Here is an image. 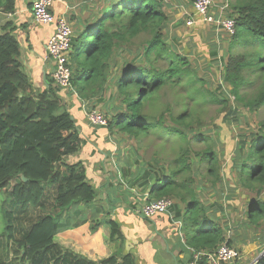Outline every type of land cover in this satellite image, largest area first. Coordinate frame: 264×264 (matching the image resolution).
<instances>
[{
	"label": "trees",
	"instance_id": "trees-1",
	"mask_svg": "<svg viewBox=\"0 0 264 264\" xmlns=\"http://www.w3.org/2000/svg\"><path fill=\"white\" fill-rule=\"evenodd\" d=\"M185 1L191 8L195 0ZM228 5L235 33L229 35L225 55L217 57L216 47L207 49L201 40V51L217 58L214 62L228 91L220 85L209 88L200 66L192 64L193 48L177 45L176 35L168 42L165 29L172 21L171 6L164 0H97L95 11L85 7V17L71 25L69 99L63 94L66 88L53 84L51 71L41 84L31 80L13 28L8 23L0 26V190L13 207L3 210L5 236L16 244L20 264H134L131 254L93 261L54 242L61 212L78 203L89 204L97 195L82 164L63 161L81 141L72 106L86 102L88 110L95 108L107 99V88L113 92L102 109L107 124L100 127L113 137L115 133L126 137L115 141L117 151L108 155L114 166L107 185L114 187L117 177L120 185V178H125L127 195L136 200L130 203L170 198V213L175 211L181 219L183 215L182 228L192 232L185 245L190 253L187 264L194 251L211 252L221 244L241 253L240 244L257 236L264 247V119L249 139L240 137L236 142L234 131L227 133L232 123H238L237 104L251 111L264 106V0H228ZM14 8L15 0H5L1 6L5 13ZM241 35L242 48L233 49ZM192 37V44L200 42L197 33ZM253 86L254 93L247 95L244 90ZM208 103L215 104L220 114L211 119L216 136H229L226 154L237 147L228 159L215 148L212 129H202L206 121L199 107ZM127 141L134 143L120 152ZM226 178L233 179L235 188L249 190L244 222L230 223L231 207L229 223H219L202 200L205 190L225 184ZM136 189L143 194L137 197ZM231 200L228 205L236 204ZM217 206L226 207L222 202ZM107 222L113 239L117 225L112 219ZM0 264L7 263L0 260ZM255 264H264V255Z\"/></svg>",
	"mask_w": 264,
	"mask_h": 264
},
{
	"label": "crops",
	"instance_id": "crops-1",
	"mask_svg": "<svg viewBox=\"0 0 264 264\" xmlns=\"http://www.w3.org/2000/svg\"><path fill=\"white\" fill-rule=\"evenodd\" d=\"M4 1L0 0V26L6 23L11 25L12 34L20 43L22 65V56L28 63V71L23 66L25 72L31 80L41 84L47 72L51 71L44 43L53 32L54 24L36 23L33 20L31 10L33 0H15L14 11L9 13L1 10ZM75 6L68 0H54L52 12L55 15L66 14L74 24L81 17V14L75 12ZM23 46L25 52L22 51ZM39 46L42 52L39 51ZM72 107L81 141L77 151L65 156L63 161L67 165L82 164L88 181L97 188V195L89 204L78 203L66 210L67 220H58V229L54 235L55 244L93 261L131 254L134 264H187L190 253L185 245L188 244L181 238L179 231L173 236L170 230L173 229V225L178 229L182 228L181 216H177L173 211L170 214L144 218L138 212L142 205L141 200L138 199L137 204L130 203L136 200L127 195L129 189L125 178H120L119 185L117 177L114 187L108 186L107 183L112 177L110 171L114 166V163L108 160V155L117 151L114 150L116 142L113 135L103 127L91 126L88 123L85 116L86 105L83 106L82 103L81 106ZM105 191L110 193L107 194ZM134 192L137 197L143 194L137 189ZM124 197L126 199H123ZM143 198L144 201L147 200V195L145 194ZM208 212L219 219V223L228 222L226 207L221 209L220 206L213 205L209 207ZM240 216H242L240 222H244L245 215ZM109 219L116 223L119 231V235L117 231L113 239L107 222ZM176 220L180 221V226ZM239 248L240 257L229 264H249L254 257L257 258L264 251L259 253L258 245L253 241L240 244ZM14 264L20 263L17 261Z\"/></svg>",
	"mask_w": 264,
	"mask_h": 264
},
{
	"label": "rangeland",
	"instance_id": "rangeland-1",
	"mask_svg": "<svg viewBox=\"0 0 264 264\" xmlns=\"http://www.w3.org/2000/svg\"><path fill=\"white\" fill-rule=\"evenodd\" d=\"M68 1H71V5H74V4L76 5L75 12L78 13V11H81V15L83 16V18L85 17V14H86V10L84 11V9L87 5H90V7H93L94 11L97 9V6H96L97 0H68ZM164 1L166 3H169V5L171 6V9H169V17L171 18L172 21L169 20V23L167 24V28L165 29V30L168 29V36H169L167 38L168 42L171 41L170 36L176 35V38H178V41H180V43L178 42L177 45H187L188 48H193L192 49L193 52H191L190 54L188 53V54L192 59V64L194 65V67L199 68L200 66L201 75H203L210 82L209 88L215 89L217 85H220L222 86L224 90L228 91L227 89L229 85L227 82H223L221 80V77H220L221 69L219 68V65L216 64V61L214 62V60H216L217 58H215L213 55H210L208 51L206 52L201 51L203 47L201 40L206 42L208 46L207 49H209L210 47L211 48L216 47L215 49L218 52L217 57H221L225 55V52L227 51V48L229 47V42H230L231 37H229V35L224 32L222 27L219 24H217L214 20L209 21V22L200 21L196 14H192V7L190 6L191 8H189L185 0H164ZM78 2H80V5H77ZM222 7L224 9L221 11ZM210 14L213 18L218 17L219 20L223 18H230V15L232 14V12L229 9L228 0H213L211 9H210ZM64 16L67 19L68 23L72 25L71 19L69 17L67 18L66 14ZM191 16L194 17V23L192 25H186V24H190L188 23V19ZM193 33L198 34V38L200 40V42L198 41L199 43L192 44L193 43V37H192ZM206 36H209L208 40ZM142 37H144V35H142ZM243 38H244V35H241L237 39V41L233 44L232 48L233 49L242 48V45L244 44ZM38 49L40 52H42V49L40 46L38 47ZM184 50L185 49H180L179 52L184 51ZM22 51L25 52L24 46L22 47ZM20 53H21V50H20ZM22 59H23V66L25 70L28 71L27 60L24 56H22ZM123 60H125V57L123 58L121 57L122 62ZM116 67L118 68L117 65ZM53 84L56 85L55 83ZM253 89H254V86L245 89L244 92H246L247 95H250L254 93ZM112 92L113 91L110 88H107L106 92L105 93L103 92V93H104V96H107V99H108V96ZM69 93H70L69 89L63 90V94L65 95L66 99L67 98L69 99L70 97ZM169 97L171 96L169 95ZM106 100L105 98H103L101 102L98 101L95 108L102 112V109H105V104H107ZM235 103L236 102L234 101V104ZM215 108H216L215 104L208 103L206 104V106H203V107L200 106L199 111L203 119H205L206 121L205 126L202 127V129L205 130V129L211 128L212 129L211 135L216 136L215 134L216 131L214 130L215 126L212 125L213 121L211 119L218 118L220 114L215 111ZM237 110L239 113V115L237 116L238 123L237 124L232 123L231 124L232 127L227 130V133L229 136L231 135L230 132L234 131L233 138L236 139V142H237V139L240 137H246L249 139V133L256 131L258 121L264 119V106H262L260 109L256 111H251L247 109L246 107L240 105L239 103L237 104ZM175 111L178 112L177 109ZM107 115L108 117L110 116L109 113ZM117 134L118 133L114 134V137H113L114 141H118V139H126V137H122L120 134L118 135ZM228 135H226L225 137H223L222 135H219L218 136L219 138L216 136L215 142H214L215 148L219 151L220 156L224 154V159L230 158L232 155V152L237 151V147L236 148L234 147L235 149L233 148L232 150H230L229 154H226L227 152L225 151L227 150L228 143H230V139ZM220 139L221 140L225 139L226 141L222 143ZM145 142L148 143L147 140ZM133 143L134 142H131V141L124 142L123 148L119 147L121 149V150L119 149L120 152L128 151V149L131 147V145H133ZM147 151L150 152V149H147ZM109 161L110 163H113L112 158ZM226 165L227 163L225 164V166ZM226 168L227 167H224L222 164V172L224 174L227 171ZM225 181L226 182H224L225 184L223 185H218L214 189L212 188V189L205 190V193L204 192L202 193V200L210 208L214 204L217 206V202L224 203V205L227 208V212H228L227 215L229 214V211L232 207L233 211L229 214L230 220H231L230 223H237L236 220L238 221L241 220L240 217L242 216H240V214L244 213V207L246 206L247 201H248V198L245 195L247 192H249V190L246 189V191L244 192L243 188H240L238 186L235 188L233 179H231L230 181V178H226ZM231 198L235 200L233 203H236V204L234 205L227 204L230 201H232ZM5 209L12 210L13 207L9 204V200L6 197L4 191L0 190V260L4 261L7 264H14L17 261L19 263L18 256L16 255V244L8 240L7 237L5 236V218L3 215V210ZM65 212H67L66 209L61 212L60 220L62 219L67 220L68 216L65 215ZM182 219H183V215H182ZM15 221H16V218L13 217V223ZM24 230H27V228ZM170 230L172 231L173 236H176L177 232L179 231V233L182 235L181 238H183V240L185 241L189 240L190 236L192 235L191 229L189 227H185V228L183 227V228L178 229L176 225H173V229H170ZM253 242H256V244L258 245L260 249L259 253H261L264 250V247L262 246L261 240L258 238V236L257 238H255Z\"/></svg>",
	"mask_w": 264,
	"mask_h": 264
},
{
	"label": "built area",
	"instance_id": "built-area-1",
	"mask_svg": "<svg viewBox=\"0 0 264 264\" xmlns=\"http://www.w3.org/2000/svg\"><path fill=\"white\" fill-rule=\"evenodd\" d=\"M54 0H33L32 16L36 23L54 24L53 32L47 37L44 43L47 57L51 64V72L54 83L62 88L69 89L71 79L70 52L73 40V30L65 16L55 15L52 12ZM213 0H195L192 4L193 14H196L200 21L209 22L214 20L219 24L228 35L235 33V22L232 18L212 17L210 9ZM213 7V6H212ZM224 8H221V11ZM186 25L194 23V17L188 19ZM71 89V88H70ZM86 102H83V106ZM85 116L91 126H105L107 119L105 115L96 108L86 109ZM172 200L167 197L154 198L145 202L138 210L144 218H152L158 214H169ZM180 226V221L176 220ZM240 253L229 248L226 244H221L211 252H193L192 260L188 264H229L238 259ZM258 258H255L249 264H255Z\"/></svg>",
	"mask_w": 264,
	"mask_h": 264
},
{
	"label": "water",
	"instance_id": "water-1",
	"mask_svg": "<svg viewBox=\"0 0 264 264\" xmlns=\"http://www.w3.org/2000/svg\"><path fill=\"white\" fill-rule=\"evenodd\" d=\"M20 177H21V179H22L23 181H27V178H26L24 175L21 174ZM262 255H264V251H263L262 254L259 255L257 258H260Z\"/></svg>",
	"mask_w": 264,
	"mask_h": 264
}]
</instances>
